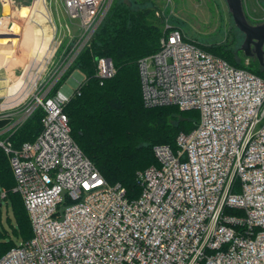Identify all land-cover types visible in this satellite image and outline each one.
Wrapping results in <instances>:
<instances>
[{
  "label": "built area",
  "instance_id": "built-area-1",
  "mask_svg": "<svg viewBox=\"0 0 264 264\" xmlns=\"http://www.w3.org/2000/svg\"><path fill=\"white\" fill-rule=\"evenodd\" d=\"M113 1L63 0L79 36L64 53L63 71L23 116L12 108L0 112L13 120L0 131V147L33 231L0 264H264V78L171 28L160 49L138 62L143 101L198 110L200 121L178 136L176 151L154 148L159 164L138 173L142 192L133 201L120 184L107 182L72 138L64 108L83 76L76 70L53 90ZM116 72L110 58L98 59L102 84ZM39 107L45 111L42 131L15 148L7 136ZM5 196L0 190V204Z\"/></svg>",
  "mask_w": 264,
  "mask_h": 264
},
{
  "label": "trees",
  "instance_id": "trees-1",
  "mask_svg": "<svg viewBox=\"0 0 264 264\" xmlns=\"http://www.w3.org/2000/svg\"><path fill=\"white\" fill-rule=\"evenodd\" d=\"M126 1H131L132 5ZM144 3L114 0L89 44L53 90V93L59 90L76 70L85 75L83 83L64 108L71 136L110 185L120 184L125 189L130 201L137 199L142 192L138 173L159 164L154 148L168 145L176 151L178 136L193 131L200 121V112L195 109L181 110L175 105L148 107L144 104L138 62L160 49L165 34L155 10L145 8ZM185 39L235 67L264 78L263 72L237 63L230 43L212 49L186 36ZM102 57L110 58L117 71L103 84L96 76L97 62ZM44 115L43 108H37L7 136L15 148L37 139ZM15 187L8 155L0 147V190L6 192L3 200L14 213L17 235L21 242H27L33 236L32 225L24 200ZM226 212L241 214L237 209H227ZM16 246L13 240H8L6 230L0 228V259Z\"/></svg>",
  "mask_w": 264,
  "mask_h": 264
},
{
  "label": "rangeland",
  "instance_id": "rangeland-1",
  "mask_svg": "<svg viewBox=\"0 0 264 264\" xmlns=\"http://www.w3.org/2000/svg\"><path fill=\"white\" fill-rule=\"evenodd\" d=\"M13 1L17 3V7L13 10H9L5 7V15L10 16L9 12L12 11L14 16L13 23L20 24L21 26L23 25L25 29H27V25L31 27V25H33L32 23L26 24L27 22L18 21L19 19L17 18L21 15V10L24 7H30L31 4L37 0ZM133 1H137V3L145 2V8L155 10L157 17L162 22V28L165 34L171 28H180L184 32L186 38L212 49L230 43L239 65L256 71H261L264 74V65L260 64L257 55L253 54L248 56L242 49L245 35L235 25L226 0ZM38 2H41L40 9L44 12L45 17L47 18L44 24L47 26L48 31H46V34H43V37L37 38L38 43L40 39V43H42L43 38L47 41L44 46L45 48L42 46L44 53L41 55L40 51L42 52V50L40 49H34L33 51L32 48H34V41H31L32 45L27 46L26 56L19 57L18 55V57H16L17 54L16 52H13L12 45L8 44L5 53H2L5 58L4 65L6 70L4 69L0 72L1 114L9 112L8 109L12 108L19 112L18 116H23L26 109L33 104L35 95L42 92L46 83V87L50 86L52 82H54V79L63 71V67L59 69L58 67L64 60V53H67L71 48L74 39H76V41L79 39V36L77 35V27L73 26L65 14L63 0L37 1L31 12V18L34 16V13L38 11ZM243 8L249 23L255 25L264 22V0H243ZM7 22H10V20L8 19L6 24H8ZM73 23L77 22L73 21ZM67 26H70L72 29V34L68 33ZM5 29L7 30L3 33H5L10 39L9 34L11 33V28L6 26ZM27 33L31 35V33ZM21 36H17V38ZM33 36L28 37L29 39L36 40ZM78 72L83 76L80 77V80L83 81L85 75L80 71ZM69 78L70 76L66 80V83ZM19 82H23V90L15 96H10L12 93L11 89H14L15 86L19 85ZM2 201V205L0 206V228L6 230L9 241L11 239L16 245H19L22 240L17 235V231H15L16 220L14 213L6 200ZM65 206L66 205H64L63 208Z\"/></svg>",
  "mask_w": 264,
  "mask_h": 264
},
{
  "label": "crops",
  "instance_id": "crops-1",
  "mask_svg": "<svg viewBox=\"0 0 264 264\" xmlns=\"http://www.w3.org/2000/svg\"><path fill=\"white\" fill-rule=\"evenodd\" d=\"M37 1H39V0H37ZM37 1L33 2V4H31L30 7H24L21 10V15L17 18V19H19L18 21L27 22L26 24H31V23L33 24V25H31V27H29V25H27V27H26L27 29L24 28V31L22 32L23 33L22 34V37L25 36L26 38H28V40H29V44L28 45L29 46L32 45L31 44V41L32 42L34 41V43H33L34 44L33 45L34 48H32L33 51H34V49L35 50L36 49L42 50V46L44 47L46 45V43H47L46 39L43 38V41L44 42L42 41V43H43V45H42V43H40L41 39H40V41L38 43L37 38L43 37V34L44 33L46 34V31H48L47 30V26L44 24V22H45V20H47V18L45 17L44 12H42V10L40 9L41 2H38V7H37L38 11H36L34 13V16H32V18L30 17L31 12H32V10L34 8V5H35V3ZM5 7H7L9 10H13V9H15L17 7V3L15 2V4H13V5H3L0 2V72L6 68L5 65H4L5 64V58H4V56H3L2 53H5V50L8 48V44H11L12 45V48L14 49L16 43L20 39V37L17 38V36L15 37V36L11 35V33L9 34L10 35V39H9L8 36H6V34L3 33L5 30H7V29H5L6 26L7 27H10L11 28L10 31H12L14 25L17 24V23H13V21H14L13 20V17L14 16L12 14V11L9 12V15L10 16H6L5 15V9H6ZM2 18H5V19L3 20ZM7 18L10 20V22H7L8 24H6V21H8ZM44 26H46V27H44ZM22 27H24V26L22 25ZM28 28H29V30H28ZM27 32L31 33V35L28 34ZM32 32H33V35L34 36L32 35ZM28 36H33V37L36 38V40L29 39ZM40 53L42 55L44 53V49L42 50V52L40 51ZM31 55H32V52H31ZM49 58H50V56H49ZM7 71H8V69H7ZM22 83L23 82H19V85L15 86L14 89L13 88L11 89L12 90V93H11L10 96H15L16 94H19L23 90V87L24 86L22 87ZM18 88H19V90H18ZM16 112H17V110H16ZM12 123H13V120L11 118L7 117V115H2V117H0V131L10 128L11 125H12Z\"/></svg>",
  "mask_w": 264,
  "mask_h": 264
},
{
  "label": "water",
  "instance_id": "water-1",
  "mask_svg": "<svg viewBox=\"0 0 264 264\" xmlns=\"http://www.w3.org/2000/svg\"><path fill=\"white\" fill-rule=\"evenodd\" d=\"M237 28L245 35L242 49L250 56L257 55L261 65H264V22L249 23L243 8V0H226ZM130 6L131 2L126 1Z\"/></svg>",
  "mask_w": 264,
  "mask_h": 264
},
{
  "label": "bare ground",
  "instance_id": "bare-ground-1",
  "mask_svg": "<svg viewBox=\"0 0 264 264\" xmlns=\"http://www.w3.org/2000/svg\"><path fill=\"white\" fill-rule=\"evenodd\" d=\"M29 30V29H28ZM32 30V29H31ZM24 31V27H22L20 24H16L14 25L12 31H11V35L14 36H21ZM29 44V40L28 38L24 37H20V39L18 40V42L16 43L13 52H16L17 56L19 55V57L21 56H25L27 53V46Z\"/></svg>",
  "mask_w": 264,
  "mask_h": 264
}]
</instances>
